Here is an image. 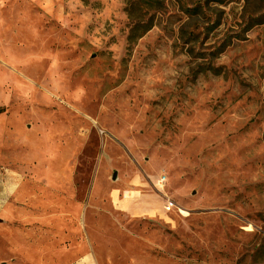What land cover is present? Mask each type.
<instances>
[{
	"label": "rangeland",
	"instance_id": "obj_1",
	"mask_svg": "<svg viewBox=\"0 0 264 264\" xmlns=\"http://www.w3.org/2000/svg\"><path fill=\"white\" fill-rule=\"evenodd\" d=\"M125 1L0 0V264H264V23L194 76L177 5L129 42Z\"/></svg>",
	"mask_w": 264,
	"mask_h": 264
},
{
	"label": "trees",
	"instance_id": "obj_2",
	"mask_svg": "<svg viewBox=\"0 0 264 264\" xmlns=\"http://www.w3.org/2000/svg\"><path fill=\"white\" fill-rule=\"evenodd\" d=\"M168 0H126L125 11L131 21L127 40L134 42L138 37L151 28L152 15L167 6ZM182 14V23L179 28V37L184 45L189 47L190 56L197 60L192 67V74L210 72L221 74L220 66L213 63L223 49L235 39H241L242 33L258 23H264V0H245V6L252 5V13L247 15L244 27L228 36H224L217 43H212L207 48L202 44L208 39V34L221 25V13L210 12L211 6L222 0H171ZM150 14L149 17L145 15ZM195 46L199 50H195ZM3 108L0 107V111Z\"/></svg>",
	"mask_w": 264,
	"mask_h": 264
},
{
	"label": "crops",
	"instance_id": "obj_3",
	"mask_svg": "<svg viewBox=\"0 0 264 264\" xmlns=\"http://www.w3.org/2000/svg\"><path fill=\"white\" fill-rule=\"evenodd\" d=\"M85 254H88V253H85ZM88 255H89V254H88ZM90 260H91V259H90ZM70 263H71V262H70ZM70 263H69V264H70ZM72 263L74 264L75 262H72ZM79 264H80V263H79ZM81 264H89V263H88V261H85L84 263H81ZM90 264H97V262H96L95 259H94V261H92V260L90 261Z\"/></svg>",
	"mask_w": 264,
	"mask_h": 264
},
{
	"label": "water",
	"instance_id": "obj_4",
	"mask_svg": "<svg viewBox=\"0 0 264 264\" xmlns=\"http://www.w3.org/2000/svg\"><path fill=\"white\" fill-rule=\"evenodd\" d=\"M116 177H117V173H116V171H114L112 174V179H116Z\"/></svg>",
	"mask_w": 264,
	"mask_h": 264
},
{
	"label": "built area",
	"instance_id": "obj_5",
	"mask_svg": "<svg viewBox=\"0 0 264 264\" xmlns=\"http://www.w3.org/2000/svg\"><path fill=\"white\" fill-rule=\"evenodd\" d=\"M161 181H164L165 180V176L163 175L161 178H160Z\"/></svg>",
	"mask_w": 264,
	"mask_h": 264
}]
</instances>
